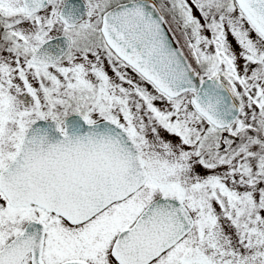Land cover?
Instances as JSON below:
<instances>
[{
	"label": "snow or ice",
	"instance_id": "6c2138e0",
	"mask_svg": "<svg viewBox=\"0 0 264 264\" xmlns=\"http://www.w3.org/2000/svg\"><path fill=\"white\" fill-rule=\"evenodd\" d=\"M0 264H264V0H0Z\"/></svg>",
	"mask_w": 264,
	"mask_h": 264
},
{
	"label": "rangeland",
	"instance_id": "374dc122",
	"mask_svg": "<svg viewBox=\"0 0 264 264\" xmlns=\"http://www.w3.org/2000/svg\"><path fill=\"white\" fill-rule=\"evenodd\" d=\"M109 74L111 75V72Z\"/></svg>",
	"mask_w": 264,
	"mask_h": 264
},
{
	"label": "flooded vegetation",
	"instance_id": "af4514ba",
	"mask_svg": "<svg viewBox=\"0 0 264 264\" xmlns=\"http://www.w3.org/2000/svg\"><path fill=\"white\" fill-rule=\"evenodd\" d=\"M167 138V137H166Z\"/></svg>",
	"mask_w": 264,
	"mask_h": 264
}]
</instances>
